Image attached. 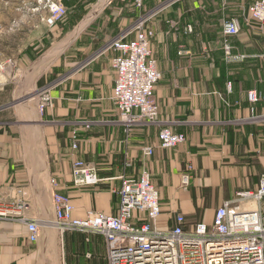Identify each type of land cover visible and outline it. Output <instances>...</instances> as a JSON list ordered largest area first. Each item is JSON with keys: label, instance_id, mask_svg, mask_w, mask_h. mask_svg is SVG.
<instances>
[{"label": "crops", "instance_id": "1", "mask_svg": "<svg viewBox=\"0 0 264 264\" xmlns=\"http://www.w3.org/2000/svg\"><path fill=\"white\" fill-rule=\"evenodd\" d=\"M255 1L146 0L142 8L135 0L66 1L67 16L51 30L44 57L23 59L37 61L26 77L33 97L12 102L9 118L0 120V195L27 202L26 220L40 228L32 242L26 220L0 218V264H109L102 234L56 225L55 192L70 198L75 219L91 210L114 214L123 181L146 167L160 192L158 226L168 229L177 213L189 225L211 223L226 199L257 188L264 172V29L248 18ZM89 12L90 22H81ZM227 19L240 26L229 38L230 55ZM139 22L154 33L163 123L139 125L128 136L113 99L110 44L135 38ZM44 96L50 102L42 108ZM163 125L186 141L159 147ZM147 144L156 146L151 157L142 151ZM78 159L96 169L98 184H74Z\"/></svg>", "mask_w": 264, "mask_h": 264}, {"label": "built area", "instance_id": "2", "mask_svg": "<svg viewBox=\"0 0 264 264\" xmlns=\"http://www.w3.org/2000/svg\"><path fill=\"white\" fill-rule=\"evenodd\" d=\"M145 1L135 0V4L142 8ZM248 12L249 20L264 29V0H256ZM65 15L62 3L54 4L47 23L54 26ZM223 29L225 51L230 55L229 38L240 32V26L236 19H227ZM153 34L145 22H139L135 38L119 36L110 44L115 51L112 64L117 72L113 99L128 136L139 125L163 123L154 92L161 72L151 49ZM250 99H257L255 92H250ZM48 102L50 97L44 96L41 107ZM158 137L159 147L165 149L187 139L184 133L164 125ZM155 149L156 146L147 144L142 151L145 157H151ZM72 174L77 186L96 185L100 181L96 169L80 159L73 162ZM119 196L116 213L91 210L87 217L75 219L70 198L55 192V223L65 230L102 234L108 244L109 264H264V172L256 189L238 190L217 207L211 223L200 221L189 225L185 215L177 213L175 225L161 229L160 192L146 167L138 178L123 181ZM28 208L25 201H8L0 195V218L25 221ZM26 222L30 240L37 241L39 224Z\"/></svg>", "mask_w": 264, "mask_h": 264}, {"label": "rangeland", "instance_id": "3", "mask_svg": "<svg viewBox=\"0 0 264 264\" xmlns=\"http://www.w3.org/2000/svg\"><path fill=\"white\" fill-rule=\"evenodd\" d=\"M66 1L0 0V120L9 118L14 106L12 102L23 105L33 97V82H29L27 76L46 54L44 50L50 41L51 30L57 27L47 25L50 9L54 4L62 3L67 16ZM91 12L81 22H90ZM61 44L50 55L56 54ZM36 56L38 60L31 66L32 62L23 60Z\"/></svg>", "mask_w": 264, "mask_h": 264}, {"label": "trees", "instance_id": "4", "mask_svg": "<svg viewBox=\"0 0 264 264\" xmlns=\"http://www.w3.org/2000/svg\"><path fill=\"white\" fill-rule=\"evenodd\" d=\"M248 15H249V12H248Z\"/></svg>", "mask_w": 264, "mask_h": 264}, {"label": "bare ground", "instance_id": "5", "mask_svg": "<svg viewBox=\"0 0 264 264\" xmlns=\"http://www.w3.org/2000/svg\"><path fill=\"white\" fill-rule=\"evenodd\" d=\"M53 53V52H52ZM55 53V52H54Z\"/></svg>", "mask_w": 264, "mask_h": 264}]
</instances>
